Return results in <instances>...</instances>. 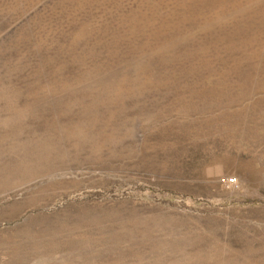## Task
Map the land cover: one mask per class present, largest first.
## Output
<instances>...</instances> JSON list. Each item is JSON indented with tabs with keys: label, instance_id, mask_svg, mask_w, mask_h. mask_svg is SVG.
<instances>
[{
	"label": "rangeland",
	"instance_id": "rangeland-1",
	"mask_svg": "<svg viewBox=\"0 0 264 264\" xmlns=\"http://www.w3.org/2000/svg\"><path fill=\"white\" fill-rule=\"evenodd\" d=\"M39 3L0 38V264H264V0Z\"/></svg>",
	"mask_w": 264,
	"mask_h": 264
},
{
	"label": "bare ground",
	"instance_id": "bare-ground-1",
	"mask_svg": "<svg viewBox=\"0 0 264 264\" xmlns=\"http://www.w3.org/2000/svg\"><path fill=\"white\" fill-rule=\"evenodd\" d=\"M27 1H29V2H27ZM39 1L40 0H21V3H19L18 0H11V1L10 0H0V12H3L4 11V8L7 9L5 16H1L0 15V23L1 24H5L6 23V25H7V26L4 25L6 28H4L3 25L1 26V28H0V38L6 37L8 34H10L11 32H13L12 30L16 26H18L21 22H23L25 19H27L28 17H30L33 13L35 14L38 11V9H40L39 8L40 7ZM42 3L44 4L43 1H42ZM15 9H18L20 11L19 14L17 13L18 15H16ZM216 15H219V13H217ZM219 16L221 17L222 15H219ZM223 17H224V15H223ZM213 18H214V16H213ZM213 18L211 20L209 18L208 21L211 22L213 20ZM214 20H215V18H214ZM214 20L211 22L212 24H213ZM216 20H219V18L217 19V16H216ZM216 20H215V22H216ZM205 25H208V24H205ZM208 26H210V25H208ZM2 28H4V29H2ZM18 29L19 28L17 27V30ZM80 30H79V32H80ZM83 31H84V28H83Z\"/></svg>",
	"mask_w": 264,
	"mask_h": 264
},
{
	"label": "built area",
	"instance_id": "built-area-1",
	"mask_svg": "<svg viewBox=\"0 0 264 264\" xmlns=\"http://www.w3.org/2000/svg\"><path fill=\"white\" fill-rule=\"evenodd\" d=\"M226 184L229 185H235L237 183V179L235 177H228L226 179H224Z\"/></svg>",
	"mask_w": 264,
	"mask_h": 264
}]
</instances>
